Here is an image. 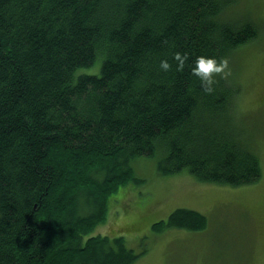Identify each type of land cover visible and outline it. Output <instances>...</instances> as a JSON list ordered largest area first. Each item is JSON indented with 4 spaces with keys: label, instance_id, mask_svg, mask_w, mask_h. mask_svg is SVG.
<instances>
[{
    "label": "trees",
    "instance_id": "obj_1",
    "mask_svg": "<svg viewBox=\"0 0 264 264\" xmlns=\"http://www.w3.org/2000/svg\"><path fill=\"white\" fill-rule=\"evenodd\" d=\"M237 1L0 0V264L134 263L122 235L91 232L143 182L137 157L199 183L262 178L235 54L264 29ZM199 54L229 62L211 92L190 70ZM206 225L177 207L153 229Z\"/></svg>",
    "mask_w": 264,
    "mask_h": 264
},
{
    "label": "rangeland",
    "instance_id": "obj_2",
    "mask_svg": "<svg viewBox=\"0 0 264 264\" xmlns=\"http://www.w3.org/2000/svg\"><path fill=\"white\" fill-rule=\"evenodd\" d=\"M236 5L250 10L264 29V0H238ZM263 35L235 54L241 62L237 81L242 91V120L253 126L251 133L262 149V178L244 186L199 183L186 171L158 174L156 156L137 157L132 166L143 182L130 184L114 194L106 221L91 232L110 237L122 235L126 244L139 252L132 264H264ZM177 207L204 213L206 227H166L155 232L153 224L166 220Z\"/></svg>",
    "mask_w": 264,
    "mask_h": 264
},
{
    "label": "clouds",
    "instance_id": "obj_3",
    "mask_svg": "<svg viewBox=\"0 0 264 264\" xmlns=\"http://www.w3.org/2000/svg\"><path fill=\"white\" fill-rule=\"evenodd\" d=\"M174 58L179 62L177 67L183 69L187 53L176 52ZM229 62L226 57L218 58L215 55L199 54L195 57L190 66L191 72L197 76L202 87L206 92L213 91V85L216 82L217 74L223 77L230 75L231 69L228 66ZM159 66L162 70L168 71L172 64L168 59H161Z\"/></svg>",
    "mask_w": 264,
    "mask_h": 264
},
{
    "label": "bare ground",
    "instance_id": "obj_4",
    "mask_svg": "<svg viewBox=\"0 0 264 264\" xmlns=\"http://www.w3.org/2000/svg\"><path fill=\"white\" fill-rule=\"evenodd\" d=\"M82 69V68H81ZM82 71V70H81Z\"/></svg>",
    "mask_w": 264,
    "mask_h": 264
}]
</instances>
